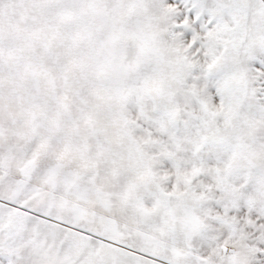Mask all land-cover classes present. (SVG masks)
<instances>
[{
  "label": "rangeland",
  "instance_id": "374dc122",
  "mask_svg": "<svg viewBox=\"0 0 264 264\" xmlns=\"http://www.w3.org/2000/svg\"><path fill=\"white\" fill-rule=\"evenodd\" d=\"M0 264H264V0H0Z\"/></svg>",
  "mask_w": 264,
  "mask_h": 264
}]
</instances>
